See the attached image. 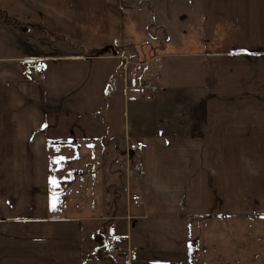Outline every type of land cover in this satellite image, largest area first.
<instances>
[{"label":"crops","instance_id":"crops-1","mask_svg":"<svg viewBox=\"0 0 264 264\" xmlns=\"http://www.w3.org/2000/svg\"><path fill=\"white\" fill-rule=\"evenodd\" d=\"M0 1V25L5 24L0 35L11 39V46L16 28L26 32L27 24H37L44 36L71 32L65 36L67 42L51 45H63L55 52L44 49H50L44 37L43 49L24 39L26 53L0 54V60L5 61L0 65V72H5L0 75V147L4 146L0 152L10 154L5 157L9 160L6 166L10 172L17 171L9 175L12 182L20 168L27 169L23 176L24 183L26 176L31 186L27 195L30 199L34 196L38 205L35 213L42 218L38 222L42 240L27 242L26 237L21 242H6L7 257H18L22 264H70L71 257L78 256L83 229L78 220L84 217L95 227L89 229V235L96 246L90 243L88 251L91 246L95 251L105 246L104 251H108L106 241L114 224L108 228L94 225L99 219L113 216L110 205L105 204V149L108 143L112 147L117 141L115 148L122 151L119 145L122 148L124 141L139 136L145 153V175L137 194L143 202L130 205V212L127 209L122 218L129 214V221L135 225L140 218L151 219L150 214L184 216L188 220L182 231L187 234L186 264H264V209L241 215L219 211L215 216L219 222L217 233H224L225 226L230 230L220 236L223 247L219 243L213 258L216 249L206 247L211 231H207L204 220L212 198L217 207L237 209L227 200L237 202V195L244 193L238 191L239 186L248 191L252 183L248 178L256 174V165H264L263 157L255 161L251 145L255 131V57L262 59L264 67V46L255 45L264 42V36L249 27L254 24L252 11L237 0L225 5L211 0L197 16V30L203 35L192 47L184 41L190 42L188 37L195 31L185 19L189 12L183 14L182 34L189 24L187 40L179 38L183 48L175 49L174 39L169 37L163 50L153 49L147 61H141L148 75L156 76L161 89L146 97L142 88L145 78H140L141 69L138 71L133 58L137 42L126 33L123 0H56L48 5L44 1L47 12L58 17L59 27L54 25L52 31L41 22L31 21L29 12H20L23 6L11 7V2ZM244 1L247 4V0L240 4ZM257 1L262 2L259 13L264 14V0ZM208 35L211 40L228 35L232 43L209 48ZM23 60L30 61L29 67L36 63L41 76L25 74L17 64ZM167 104L182 114L175 120L179 125L171 131L166 128L169 122L163 113ZM200 104L204 107L202 119L196 116ZM35 184L42 190L36 191ZM59 186L63 188L60 192ZM223 194L228 198L223 199ZM250 219L256 224L248 225ZM233 228L241 232L239 240L230 236ZM149 229L151 226L144 228L147 232ZM136 239L125 255L129 256L127 264H169L171 260L160 253L162 248L152 242L144 248L140 237ZM114 241L120 249L119 242ZM19 247L20 252L12 251ZM36 248L38 254L31 256L28 250ZM223 250L228 256L234 255L233 260L222 257Z\"/></svg>","mask_w":264,"mask_h":264},{"label":"rangeland","instance_id":"rangeland-1","mask_svg":"<svg viewBox=\"0 0 264 264\" xmlns=\"http://www.w3.org/2000/svg\"><path fill=\"white\" fill-rule=\"evenodd\" d=\"M3 1L5 2L6 0ZM28 1L30 0H7L8 3L11 2V7H16L17 4L23 6V8H20V12H29V14H31V21H34V23L41 22L45 24L49 31H52L50 30V28L53 29L52 27L54 25H56V27H59L57 26L58 17L48 13L46 10V6L42 5V2L44 1H46L48 5L50 3L56 2V0ZM210 1L211 0H123L126 33L127 37L129 35H133V38L137 42L135 46H137L138 49L136 50V55H134L133 58L136 59V62L138 64L136 65L138 67V71L141 69L140 78L142 79V81L148 76V71L143 67L145 66V63L142 64L141 61H147V59L152 55L153 49L157 50L158 47H162L163 50L164 45L166 47V45L169 43V37L174 39L172 44L175 42V46H173L175 49H177L178 46L183 48V46L180 45V43L182 42L179 41V38L182 39L184 36V40H187L186 29H188L187 27H189V24H186V26L184 27L185 29L183 34L180 31L183 25H185L182 24V20H184L183 14L187 12H189V14L185 19L186 21L187 19L189 20L190 28L193 29L195 33H193V35H189L188 38L190 42H184L187 45H191V47L193 45L195 46L197 44V41L199 43L200 40L198 39L201 38L203 33L197 30V26H199L197 16L199 13L203 12L206 6H209ZM231 1L233 0H215V4H231ZM237 1L239 2L240 6H243L246 10L252 11L254 13V24L249 25V27L252 28L253 26V30L256 31V33L261 34L260 36L263 37L264 14L259 13L261 12L260 6L262 5V2H258L257 0H247V4H245V1L240 4V2L243 0ZM202 20L203 19L200 16V22ZM248 22H251V20H249ZM132 23L134 24L133 26ZM27 26L28 30L26 32L16 28L15 40L13 41L14 46H11V39H8L7 35H0V54H2L3 52H11L13 54H19L20 52L26 53V47L23 43L24 39L26 41L29 40V42L31 41L32 43L30 44H36L37 48L43 49L42 40L44 37H46V41L44 42L46 43L45 45H50V49L49 47H45L44 49H47V52L50 50H52L51 52H55L56 49H58L60 46L63 47V45H60L57 48L52 47L51 45L55 44V42L56 44L67 42L69 39L65 36L70 35L71 33L69 31L61 32L65 35L55 37L52 32H50V34L45 33L44 36L37 24H27ZM202 27L204 26L202 25ZM3 28H5V24L0 25V29ZM223 36H225L227 39ZM223 36H220L221 39L219 38L217 40H211L210 35H208L206 41L207 47L212 48L218 46L220 48L225 46L227 42L232 43V39L231 41L228 40V35ZM194 38H196V40H194ZM7 41L9 42L7 43ZM255 45L257 47L264 46V42H255ZM171 46H168V48L170 50H173L174 48ZM261 60L262 59H260L259 57H255L253 74V113L255 118V131L254 135L251 137V142L253 143L251 145L254 148L253 155L255 161H259V157L264 158V123L263 125L260 124L261 117L264 116V67H262L263 63ZM255 61L258 62L255 63ZM4 62L5 61L0 60V65ZM29 63L30 61L23 60L18 62L17 64L21 65L25 71V69L29 67ZM3 73L5 72H0V75H4ZM33 76L39 77L41 76V74H33ZM156 81L158 88L154 92L158 94L161 89L159 87L157 78ZM261 85L263 88L258 87ZM174 102H177V98H175ZM169 105L170 104H167V107L163 106L166 112H162L167 114L164 115L168 118L169 122V125H166V128L168 130V128L170 127L168 131H171L172 127H177V125H179L175 120L177 116H182V114L181 111L174 112L175 108L170 107ZM203 108V104H200L198 112L196 114V116L201 119L204 113ZM184 124L185 123H183V125ZM138 138L139 136H136L135 138H132L133 140L127 139L126 141H124L122 143V148L119 145L120 149H122V151L119 152H117V149L115 148V145L118 144L117 141L112 143L114 151L111 147V143H108V146L105 149L104 153L105 204L110 205V211L113 212V216L104 218L103 220L99 219L94 223V225L101 227L103 225H106L108 228L110 226V223H113L114 226H116L117 230H114V226H112L110 227V232L108 233L111 235L112 239L114 238L119 242L121 247L116 252L111 250L110 245L109 250L107 249L108 251H104L105 246L97 249L96 251L95 249L92 250L93 246H96V241L91 239L89 233L92 230H90L89 232V229L95 227L92 225V222L89 221L86 217L81 218L80 220H78L79 226L81 224V228H83L80 232L81 242L79 241L80 245L78 247L77 259L79 258V263L75 264H127L129 256L125 255H127V250L133 239H135V243L137 242V236L140 237L141 240L139 241L142 244L141 246H144V248L148 246V244H150L151 246V242L157 247L162 248L160 249V253L161 255L171 260L169 264H186L185 257L187 242L184 241L185 238H187V234L183 232L185 229V225L188 223V220L184 216H164L161 214H150L153 216L151 219L148 218L150 216H148L147 218H140L137 220L140 221L135 225L133 224V222L129 221V214H127L125 218H122L127 209H129L130 205L143 202L142 197L137 194V190H139V187H142L143 178L145 175V171L143 168L145 153L143 150V143H141ZM13 144L16 145V140L13 142ZM0 149H4V146L0 147ZM6 155H8V157L10 156V154H4V152H0V158L2 157V159H0V162L2 163L0 166V264H22L20 258L18 257H7V254H9V250L5 248V243L21 242L22 240H24L23 238L26 237H28L26 240L27 242L41 241V236L38 233V222L39 220H42V218L38 216L37 213H35L34 208H38V205L34 199V196L32 197V199H30L27 195V192H30L31 188V186L27 184L26 176V183H24L23 176L24 174H26L27 169L25 170L23 168H20L19 173H17L16 179L14 178L12 182L9 175H11L13 171H17L12 170L10 172V169L7 168L6 165L7 161L9 160L5 159ZM263 167L264 165H256L254 171L256 174L252 178H248L249 181H252V183L247 186L248 191L240 188L239 186L238 191H243L244 196L243 194L237 195V202L227 200L228 204H231L233 207H237V209H230L229 207H225L224 205L217 207L218 205L216 199L212 198L210 200V205L208 206L209 208L206 209L204 214V220L207 231H211L210 233H207L206 247L216 249L212 251V258L217 256L218 254L217 246H219V243L223 247V244L221 243L222 239H220V236L224 234L226 235L227 233L229 234L230 230V227L225 226L223 228L224 233H217V231L219 232V222L217 221L215 216L219 214V211H221L222 214L234 213L232 215H241V213L250 214L256 211H262V209H264ZM240 175L241 172L239 171V176ZM40 185H43V181ZM61 187L62 186H59V189H57L58 192L63 190V188L61 189ZM34 189L36 191L42 190V188L36 187V184L34 186ZM133 196H138L141 201L136 202L135 199H133ZM222 198L226 199L228 198V196L223 194ZM23 199L28 200L26 201V203H23ZM10 200L12 205L9 204ZM23 206L26 207L22 209ZM22 210L23 212L26 211V213H23V215L20 214ZM261 214L263 213H257V215ZM6 215H8L9 217H7ZM227 223L228 222H226V224ZM247 223L248 225L256 224V222H252L251 219L248 220ZM238 224V227H243L241 226L243 224ZM71 225L73 227H76L74 223H71ZM148 226H151L149 232L144 230V228ZM104 229L106 228L104 227ZM236 229L233 228L231 230L230 236L239 240L241 232L239 233ZM122 233L124 235H122ZM242 235L244 236L245 234ZM223 241V243L225 244V240ZM90 243H93V246H91V251L89 252L88 250L90 249H88V245ZM227 245L228 243H226V246ZM12 251L20 252L21 248L19 247L13 249ZM28 251L32 256L33 253L37 252V248L34 251ZM40 251L42 252V249H40ZM70 255H73V253H70ZM97 256H100L101 258H98ZM240 256L241 255L238 253V257ZM222 257H228L230 260H233L235 256H228V252L223 250ZM71 259L72 260L70 261V264H74V260L77 261V259H73V257H71Z\"/></svg>","mask_w":264,"mask_h":264},{"label":"built area","instance_id":"built-area-1","mask_svg":"<svg viewBox=\"0 0 264 264\" xmlns=\"http://www.w3.org/2000/svg\"><path fill=\"white\" fill-rule=\"evenodd\" d=\"M39 73L40 71L36 63L25 70V74L27 75ZM142 88H144L147 92L146 97H149L150 93L154 92L158 88L156 76L152 74L148 75L142 84ZM133 199H135L136 202L140 201L138 196H133ZM106 242L111 246L112 251H118L119 245L111 237H108Z\"/></svg>","mask_w":264,"mask_h":264},{"label":"snow or ice","instance_id":"snow-or-ice-1","mask_svg":"<svg viewBox=\"0 0 264 264\" xmlns=\"http://www.w3.org/2000/svg\"><path fill=\"white\" fill-rule=\"evenodd\" d=\"M61 159H63V158H61ZM53 183H56V181H53Z\"/></svg>","mask_w":264,"mask_h":264},{"label":"trees","instance_id":"trees-1","mask_svg":"<svg viewBox=\"0 0 264 264\" xmlns=\"http://www.w3.org/2000/svg\"><path fill=\"white\" fill-rule=\"evenodd\" d=\"M106 50V48H104L102 51H105Z\"/></svg>","mask_w":264,"mask_h":264}]
</instances>
